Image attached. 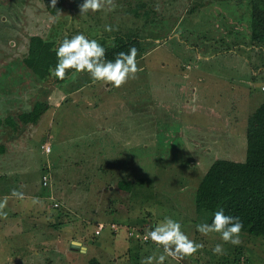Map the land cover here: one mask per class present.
Here are the masks:
<instances>
[{
	"label": "rangeland",
	"instance_id": "obj_1",
	"mask_svg": "<svg viewBox=\"0 0 264 264\" xmlns=\"http://www.w3.org/2000/svg\"><path fill=\"white\" fill-rule=\"evenodd\" d=\"M82 3L65 0L54 17L42 0H0V119L49 105L35 125L0 129V264H141L162 253L145 236L165 217L203 245L165 264H264V238L202 234L209 217L194 204L213 162L244 161L247 120L264 101L250 0H111L80 14ZM77 33L105 49L138 38L136 77L59 82L24 64L31 37L55 51Z\"/></svg>",
	"mask_w": 264,
	"mask_h": 264
},
{
	"label": "trees",
	"instance_id": "obj_2",
	"mask_svg": "<svg viewBox=\"0 0 264 264\" xmlns=\"http://www.w3.org/2000/svg\"><path fill=\"white\" fill-rule=\"evenodd\" d=\"M45 10L56 17L65 0H56L55 6L51 0H42ZM250 39L253 44L264 45V0H250ZM52 43L41 37L33 36L29 40L28 53L23 62L38 78L44 79L57 63L56 53ZM137 49V57L142 51L140 40L134 38H118L112 47L106 48V58L115 59L116 54L128 52L131 47ZM66 71L64 81L71 74ZM48 103L36 102L29 112L20 113L16 120L12 117L0 119V129L15 128L16 123L35 125L48 110ZM246 155L243 162L218 159L208 168L200 181L194 198L195 210L204 213L211 222L215 211L223 208L226 215L239 217L243 224L241 232L253 237L264 238V101L249 116L245 131ZM6 153V148L0 144V156ZM119 190L131 191V184L119 181ZM89 264H100L91 260Z\"/></svg>",
	"mask_w": 264,
	"mask_h": 264
},
{
	"label": "clouds",
	"instance_id": "obj_3",
	"mask_svg": "<svg viewBox=\"0 0 264 264\" xmlns=\"http://www.w3.org/2000/svg\"><path fill=\"white\" fill-rule=\"evenodd\" d=\"M111 0H83L79 5L80 14L100 11L105 3ZM53 6L56 0H51ZM110 10V9H109ZM106 31H111V26H106ZM57 63L50 74L57 79L63 80L67 70L72 75L87 73L94 81L110 83L114 87H120L129 79H134L140 70L137 65V49L133 46L128 52L116 54L115 59L106 58V50L96 39H91L83 33H77L71 37H65L55 49ZM16 194V193H14ZM35 202V201H34ZM6 203L0 201V208ZM243 227L239 217L226 215L224 209L215 211L211 222H203L196 226L202 234L218 233L225 243L239 245L240 232ZM146 240L154 242L162 253L157 256H148L141 264H165L167 257L191 256L203 246L188 237L182 230L178 220L165 217L146 233ZM222 244H216L212 248L215 255H223Z\"/></svg>",
	"mask_w": 264,
	"mask_h": 264
},
{
	"label": "built area",
	"instance_id": "obj_4",
	"mask_svg": "<svg viewBox=\"0 0 264 264\" xmlns=\"http://www.w3.org/2000/svg\"><path fill=\"white\" fill-rule=\"evenodd\" d=\"M44 181H46V178L45 177H44ZM103 228H104L103 225H100L99 230H103Z\"/></svg>",
	"mask_w": 264,
	"mask_h": 264
},
{
	"label": "water",
	"instance_id": "obj_5",
	"mask_svg": "<svg viewBox=\"0 0 264 264\" xmlns=\"http://www.w3.org/2000/svg\"><path fill=\"white\" fill-rule=\"evenodd\" d=\"M73 246H75V247H78V246H79V244H78V243H74V244H73Z\"/></svg>",
	"mask_w": 264,
	"mask_h": 264
},
{
	"label": "flooded vegetation",
	"instance_id": "obj_6",
	"mask_svg": "<svg viewBox=\"0 0 264 264\" xmlns=\"http://www.w3.org/2000/svg\"><path fill=\"white\" fill-rule=\"evenodd\" d=\"M10 99V98H9ZM10 100H12V99H10ZM15 100V99H14Z\"/></svg>",
	"mask_w": 264,
	"mask_h": 264
},
{
	"label": "crops",
	"instance_id": "obj_7",
	"mask_svg": "<svg viewBox=\"0 0 264 264\" xmlns=\"http://www.w3.org/2000/svg\"><path fill=\"white\" fill-rule=\"evenodd\" d=\"M84 250H86V248Z\"/></svg>",
	"mask_w": 264,
	"mask_h": 264
}]
</instances>
